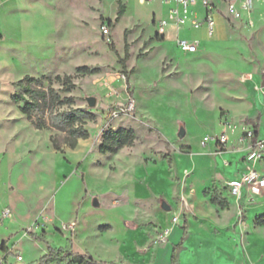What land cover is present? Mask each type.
Instances as JSON below:
<instances>
[{
  "label": "rangeland",
  "instance_id": "374dc122",
  "mask_svg": "<svg viewBox=\"0 0 264 264\" xmlns=\"http://www.w3.org/2000/svg\"><path fill=\"white\" fill-rule=\"evenodd\" d=\"M192 10L206 15L201 0ZM168 16L162 0H0V214L12 211L0 215V261L39 264L49 246L77 243L101 262L172 264L174 245L163 257L175 227L174 264H264V197L238 201L227 185L264 172V0H254L253 25L216 16L213 38L188 22L162 39L154 21ZM178 37L203 43L187 53ZM58 75L72 76L75 88L62 94L74 107L97 114L90 137L63 153L50 137L65 133L35 128L13 101L19 80L61 90ZM126 93L135 115L112 117L107 108ZM110 128L138 137L105 154Z\"/></svg>",
  "mask_w": 264,
  "mask_h": 264
},
{
  "label": "trees",
  "instance_id": "16d2710c",
  "mask_svg": "<svg viewBox=\"0 0 264 264\" xmlns=\"http://www.w3.org/2000/svg\"><path fill=\"white\" fill-rule=\"evenodd\" d=\"M125 5L119 3V12L116 21H119L125 12ZM88 73H93L97 70H90L88 68H79ZM57 81L61 82L63 88L61 90L53 87L45 88L42 80L26 76L25 79L19 80L17 85L21 90L14 94L13 101L20 105V111L27 117L32 125L37 129H58L65 133L62 141L55 136L50 137L53 148L57 152H64V146L75 149L79 140L88 139L90 137V130L87 128V122L95 120L97 114L89 108L74 107L75 98L71 95H63L70 93L75 88V83L70 75L56 77ZM66 106V108H62ZM138 135L134 129L119 128L108 129L104 135L103 140L99 144V151L102 153H117L124 147L132 146L136 141ZM213 202L219 204L221 207H226L228 202L214 197ZM258 224H264V216L257 219ZM43 240V238H39ZM183 241V239H182ZM182 241L174 245L172 255V264H174L175 250L182 244ZM1 248L9 252V249L2 243ZM67 259H69L67 261ZM116 264L113 262H98L89 254L76 253L72 250L62 252V249H56L52 246L48 247V253L44 255L39 264Z\"/></svg>",
  "mask_w": 264,
  "mask_h": 264
},
{
  "label": "built area",
  "instance_id": "2783aa9c",
  "mask_svg": "<svg viewBox=\"0 0 264 264\" xmlns=\"http://www.w3.org/2000/svg\"><path fill=\"white\" fill-rule=\"evenodd\" d=\"M152 1V0H147ZM164 4L169 6V16L167 19L154 21L157 26V36L164 39L166 28L171 24L178 29L183 28L188 22L194 28L205 27L210 38L216 33V16H221L228 24L237 25H253L254 21L251 14L254 8V0H201L202 7L206 10L203 19L199 18L198 12H190L191 7L198 5L199 0H162ZM192 15V16H191ZM103 36L110 37V26L102 25ZM178 47L187 53H197L200 48L201 41L197 38L188 40L182 37L177 38ZM125 79V75H123ZM126 89V88H125ZM119 93V92H118ZM136 99L133 95L126 93L123 99H118L114 103L112 109L107 108L112 117L117 116H133L136 113ZM223 143L227 142L226 135L221 138ZM227 185L231 188L232 195L239 201L250 194H257L264 197V173L257 170H251L244 179H234L227 181ZM12 211L6 208L1 212V216L9 217ZM17 260L21 261L22 257L17 256ZM0 264H5L3 260Z\"/></svg>",
  "mask_w": 264,
  "mask_h": 264
},
{
  "label": "crops",
  "instance_id": "0c3cea01",
  "mask_svg": "<svg viewBox=\"0 0 264 264\" xmlns=\"http://www.w3.org/2000/svg\"><path fill=\"white\" fill-rule=\"evenodd\" d=\"M221 28V27H220ZM206 30V29H205ZM206 32V34H207V30L205 31ZM217 34V31H216V33H215V35ZM207 36H208V34H207ZM215 37V36H214ZM208 38H210L209 36H208ZM213 38V37H212ZM197 39H199L200 41H201V44H200V48H201V46H202V43H203V39L202 38H197ZM199 48V49H200ZM224 154H226V153H223L222 155H224ZM228 154V153H227ZM230 155V154H229ZM228 165H229V163H228ZM261 173H264V172H261ZM231 180H234V179H231ZM227 181H230V180H227ZM175 227H172V229H171V231L173 232V233H175L174 234V237H173V239H172V244L171 243H169L168 244V250H166L167 252H166V255L163 257V261H164V259H165V257H170V252H171V248H172V246L173 245H177L180 241L179 240H181V238H180V235H181V230L179 231V230H177V229H174ZM76 243V242H75ZM213 243H211V245H212ZM205 246H207V245H205ZM72 251H74V252H76V253H81V254H88L86 251H84V250H82V248L76 243V249L75 250H72ZM89 255H91V254H89ZM96 260V259H95ZM98 262H101V261H98Z\"/></svg>",
  "mask_w": 264,
  "mask_h": 264
},
{
  "label": "water",
  "instance_id": "95a60500",
  "mask_svg": "<svg viewBox=\"0 0 264 264\" xmlns=\"http://www.w3.org/2000/svg\"><path fill=\"white\" fill-rule=\"evenodd\" d=\"M87 101H88V104L90 105V106H95V104H96V98L95 97H88L87 98ZM184 134V131H182L181 132V135H183ZM97 200H95V205H97ZM163 207L166 209V210H169L170 209V206L168 205V204H166V203H163Z\"/></svg>",
  "mask_w": 264,
  "mask_h": 264
}]
</instances>
